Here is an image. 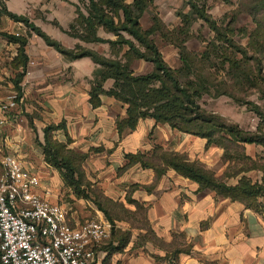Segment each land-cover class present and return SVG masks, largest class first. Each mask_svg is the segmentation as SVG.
<instances>
[{
  "label": "crops",
  "instance_id": "1",
  "mask_svg": "<svg viewBox=\"0 0 264 264\" xmlns=\"http://www.w3.org/2000/svg\"><path fill=\"white\" fill-rule=\"evenodd\" d=\"M2 5L23 15L22 0H3ZM20 24L0 12V31L13 34ZM18 49V43L0 35V160L13 155L38 177L35 191L65 207L60 175L45 162L41 148L43 128L63 124L53 138L85 155V172L89 178L95 174L96 187L114 206L107 210L110 236L96 249L92 264H264V193L246 206L199 190L196 182L171 168L158 174L139 163L125 166L127 154H150L161 147L186 153L221 177L233 164L222 158L221 147L150 117L139 119L133 129H119L125 105L106 93L99 94L97 105L90 102L96 67L89 57L70 59L47 44H26L22 66ZM26 68L30 74L21 79L22 98L15 99V80ZM112 84L106 79L102 88ZM243 146L247 156L264 157L263 146ZM241 176L260 183L264 173L253 169L225 181L235 185ZM95 212V218L108 220L103 211ZM67 216L73 226L84 222Z\"/></svg>",
  "mask_w": 264,
  "mask_h": 264
},
{
  "label": "trees",
  "instance_id": "2",
  "mask_svg": "<svg viewBox=\"0 0 264 264\" xmlns=\"http://www.w3.org/2000/svg\"><path fill=\"white\" fill-rule=\"evenodd\" d=\"M87 1V14H76V19H74L75 24L80 25L85 33V36L82 37L87 41L108 42L113 50L115 48L119 50L126 46L125 54H129L128 57L132 55L135 58L151 62L153 64L152 72L146 75H133V71L129 67V61H123L121 56L110 59L88 49H81L79 52L67 49L58 42L51 40L38 27L30 23L24 15H17L8 11L2 5L1 0L0 12L14 21L24 23L31 30L41 35L47 45L54 47L66 57L70 59L89 57L99 65L100 67L94 72L90 102L93 106L97 105L99 94L106 93L125 105L126 117L118 123L119 129L123 126L133 129L139 119L150 117L155 122L165 123L173 129L206 139V145L215 144L223 149L222 158L224 160L233 162V164H241L239 168H234L232 172H225L221 177H216L210 169L198 160H191L186 153L165 151L161 147H155L150 154L140 152L127 154L128 162L125 166L139 163L143 168H153L158 174L164 172L167 168H171L180 175L196 182L199 185V190L209 189L231 200L242 201L246 206L252 205L256 198L264 193V178L260 183H253L248 177L241 176L235 185H229L225 181V177L238 175L241 172L253 169H260L264 173V158L256 157L253 159L247 156L243 146L244 144H255L264 147V116L262 117L260 108L256 105L252 106L257 115L261 116V123H259L256 131L248 132L219 114L207 112L200 107L197 100L203 94H209L212 89H215L212 93L214 97L224 95L237 104H250L246 99L250 92L243 90V87L248 88V86L251 87V90L255 87L260 96L264 98V58L259 56V52L256 53L255 45L258 44H235L231 37H226L228 32L218 27L213 20H209L202 8H199L193 0H187L192 14L202 17L213 27L218 36L225 38L226 42L230 44H206L204 50L200 53H190L183 46H179L180 67L174 70L164 61L156 45L149 38L156 27L160 25L157 17H152V24L148 29H143L140 25V17L147 9L148 0H130L128 2L126 0ZM244 2L246 3L243 6L246 9L248 7L251 12H255L256 7L264 9V0H244ZM244 11L246 12V10ZM114 12L120 14L116 15L115 18L114 15H110ZM257 26L260 27L261 24L257 23ZM99 27H103L106 31L116 35V40L100 38L97 35ZM122 31L139 42L144 50L142 51L131 40L123 38L120 34ZM254 32L258 33L257 30ZM0 35L19 44L18 57L21 65L25 66L27 60L24 54L26 39L20 37V35L16 36L14 33L9 34L2 31H0ZM252 46L254 48H251ZM250 48L252 49L251 52ZM213 57L218 59V61H216L217 59L214 60V65L218 64L219 68L226 70L232 76V83L216 80V72L211 70L213 66L210 63ZM23 75L24 71L18 73L17 80H15L16 99L21 96L20 82ZM180 76L189 77L190 79L182 83ZM106 79L113 80L112 87L108 90L102 88ZM208 79L211 81L216 80L219 83L216 86H213V84L208 85L206 83L209 81ZM62 127L63 124L60 123L47 125L43 128V150L45 160L47 158V161L55 168L67 171V173H63L66 178L68 175L77 174L78 169L69 159L60 157L58 150L54 151V148L52 149L54 144H58L60 148L65 146L67 150L71 151L66 144L56 142L52 137L53 131ZM50 151L53 153L51 156ZM71 152L80 156V160L85 158L84 154L74 150ZM80 173L82 175V171ZM98 208L105 213L108 221L112 222L107 210L101 206ZM170 263L175 264L174 261Z\"/></svg>",
  "mask_w": 264,
  "mask_h": 264
},
{
  "label": "rangeland",
  "instance_id": "3",
  "mask_svg": "<svg viewBox=\"0 0 264 264\" xmlns=\"http://www.w3.org/2000/svg\"><path fill=\"white\" fill-rule=\"evenodd\" d=\"M22 1L24 4L23 15L28 18V21L38 27L51 40L58 42V44H70L73 47L71 49L75 52H79L81 49L92 50L100 54V56L110 59L121 56L123 61H129V67L132 69L133 75H146L153 71V64L151 62L135 58L132 55L128 57L129 54H125L127 49L126 46L119 50L118 48L113 50L108 42L87 41L83 38L85 33L80 25L75 24L74 19H76V14H87V0ZM128 1L130 0H126V2ZM148 1L149 4L147 9L140 17V25L143 29H148L151 27L152 17H157L160 25L156 27L149 38L151 42L156 45L158 52L163 57L164 61L172 69L175 70L180 67L179 46H183L187 52L200 53L204 50L206 44H230L226 42L225 38L220 35L218 36L213 27L202 17L197 16L194 13L192 14L191 7L187 0ZM193 2L196 3L199 8L204 10V13L209 17V20H213L218 27L228 32L226 37H231L235 44H258L255 45L257 49L256 53L259 52V56L264 58V9L262 10L259 7H256L255 12H251L248 10V7L246 9V7L243 6L246 3L244 0H193ZM1 3H3V0H1ZM70 8L73 10V15ZM244 10H246V12ZM118 14L120 13L117 12L115 14L114 12L110 15H114L116 18V15ZM259 15L260 17H258ZM20 23L19 29L15 31L19 33L20 37L26 39V44H47L41 35L31 30L24 23ZM257 23H260L261 26H257ZM256 30L258 33L254 32ZM120 34L123 38L131 40L133 44L139 47L142 51L144 50V48L139 45L140 43L131 38L126 32L122 31ZM97 35L105 40H116L117 38L116 35L112 32L106 31L103 27L97 29ZM251 48L254 47L252 46ZM251 48L250 52L252 51ZM116 53L117 55H115ZM216 59V57H213L210 61L213 66L211 70L216 72V80L224 81L225 83L226 81L232 83V76L229 75L226 70L219 68L220 66H218V64L214 65L213 62H215L214 60ZM216 61H218V59ZM28 65H30L29 62ZM95 67L96 70L100 66L95 63ZM27 70L30 74V70L26 68L24 70V75L26 76L29 75L26 74ZM95 70L92 74L93 78ZM207 77H209V75H207ZM180 79L182 83H185L189 81L190 78L180 76ZM216 80H209L206 83L208 85L213 84V86H216L219 83ZM214 90L215 89H212L209 94H203L200 99L198 98L197 102L201 108L207 112L221 115L226 120L238 124V126L245 131H256L259 123H261V116L257 115L252 106H258L263 117L264 98L260 96L255 87H253L252 90L250 86H248V88L243 87L245 92H250L248 96H246V99L250 104H237L231 98L224 95L214 97L212 96ZM20 91L21 99L22 90L20 89ZM16 98L17 93L15 95V99ZM42 138L43 134L41 139ZM42 140L43 144H41V148L43 154H45L43 150L44 138ZM55 141L57 142V140ZM59 146L60 145L58 144H54L52 149L54 148V151L58 150L60 157L69 159L78 169V173L71 176L68 175L65 178L63 174L65 172L67 173L65 169L59 170L55 168L47 161V158L45 162L49 166L55 168L60 175L63 189H65V193L61 196L60 202L65 206L64 208L67 210L69 217L71 218L73 214V218H79L81 221L95 218V211L100 210L98 208L99 206L106 210L113 211L114 206L112 203H110L101 190L96 187L95 174L90 173L91 178H89L88 174L85 172V158L80 160V156L74 155L71 152L72 150H67L65 146H62L61 148ZM51 155H53V153L50 151V156ZM240 166V163L232 164L228 167L226 172H232L234 168L237 169ZM205 167L207 168V166ZM80 171H82V175ZM48 175L49 174L46 176L47 180L50 179Z\"/></svg>",
  "mask_w": 264,
  "mask_h": 264
},
{
  "label": "built area",
  "instance_id": "4",
  "mask_svg": "<svg viewBox=\"0 0 264 264\" xmlns=\"http://www.w3.org/2000/svg\"><path fill=\"white\" fill-rule=\"evenodd\" d=\"M38 186V177L17 158L9 154L1 158L0 263L92 264L112 224L90 218L73 226L67 210L41 197L35 191Z\"/></svg>",
  "mask_w": 264,
  "mask_h": 264
}]
</instances>
